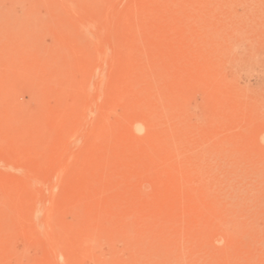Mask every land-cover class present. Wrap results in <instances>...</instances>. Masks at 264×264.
Listing matches in <instances>:
<instances>
[{"label": "rangeland", "instance_id": "obj_1", "mask_svg": "<svg viewBox=\"0 0 264 264\" xmlns=\"http://www.w3.org/2000/svg\"><path fill=\"white\" fill-rule=\"evenodd\" d=\"M0 264H264V0H0Z\"/></svg>", "mask_w": 264, "mask_h": 264}]
</instances>
